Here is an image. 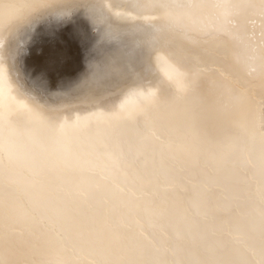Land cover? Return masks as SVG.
<instances>
[{
	"label": "bare ground",
	"instance_id": "bare-ground-1",
	"mask_svg": "<svg viewBox=\"0 0 264 264\" xmlns=\"http://www.w3.org/2000/svg\"><path fill=\"white\" fill-rule=\"evenodd\" d=\"M30 1L42 5L46 0ZM163 1L165 0H162L161 3L165 5L168 0L164 3ZM20 2L21 0H0V5L5 6L2 13L3 21L9 15V11L12 12ZM65 2L63 3L64 7ZM69 2L67 7L70 6ZM152 2L150 3L152 4ZM200 2L204 3V7L201 8L203 15L205 12L207 17L202 22L203 26L196 32L198 33L202 29L203 33L199 32L200 36L197 35L199 37L170 33L162 29L141 31L142 29H129L123 24H111L107 20L105 3L103 5V2L98 0H85L87 10H85L86 8L75 10L72 12V14L74 13L73 17H70L69 21L65 20L66 24L62 21L60 30L66 32L64 40L65 38L66 40L78 39L81 34L85 35L89 29H86L88 23L85 22V13L88 10L93 11L94 13H92L95 15L93 18L99 22L94 25V27L97 26L96 32L98 33L96 35L98 36L96 38L98 41L94 37L92 39H95L99 45L100 42L109 44L113 49L118 47L120 42L129 44V47L130 45L135 47L146 36L154 32H163L171 46L168 48L166 45V47L160 48L174 53L177 59L185 64L189 69L191 81L200 78L204 80H201L203 88L200 89V94L204 93L205 95L204 90L213 88H216L218 92L215 95L210 93L209 100L202 102L203 105L200 102L201 105H196L195 102L192 103V107L189 103L190 113L186 111L189 116L186 114L185 116L188 118H185L188 119L187 122L192 130H189V135L183 136L179 133L185 139L188 137L182 147L185 154H180L181 156L177 157V152L173 147L172 151L176 152L174 153L176 155L173 156L177 158L167 156L171 152L168 147L170 152L166 153V149V152L161 150L155 159L149 157V159L139 162L136 160L137 163L135 162L127 168V172L134 178L130 181L126 180L128 183L125 186L123 184L120 186L119 182L108 181L105 178L93 180L85 177V179L80 178L82 183H76L73 188H66L61 184L58 175L56 176L55 169L41 170L31 163L32 154L31 150L29 151L31 147L29 141L23 137L15 136H7L2 142L0 141V144L6 141L13 154L20 159L18 164H0V264H180V262L182 264H200V262H205V264H261L264 261V189L261 188V184L264 182V70L261 66L262 46H264L262 44V24L264 21L259 13L260 0H227L228 3L242 6L233 11L228 23L224 20L225 10L214 7L218 0L197 1V3ZM169 3L171 4V1ZM174 4H172L173 8ZM144 5L146 6V4ZM108 6L106 7L111 12V8ZM32 7L34 8V6H29L30 12L33 11ZM48 7L49 5L45 8L48 9ZM62 7L56 6V8L48 10L36 8L35 10L38 12L33 11L34 16H27L32 21L29 28L17 24L9 30L6 25L3 38L0 40V68L6 63V60L2 58L4 54L9 51L13 54L15 49L17 52L21 47L19 45L25 41L26 44L33 42L47 28L43 26L50 25L48 22L54 24L55 19L59 22L57 18L63 17V9H65ZM117 7H119L118 4ZM164 8L166 9V7ZM196 8L199 7L194 6V9ZM125 9L123 8V10ZM130 9L132 10V8ZM185 9V11L188 10ZM15 10L17 9L15 8ZM148 10L152 11L150 8ZM148 10L146 12L150 13ZM160 10L157 12L160 13ZM185 11L184 13H186ZM155 12L152 13L155 14L154 18L157 13ZM164 12L166 11L164 10ZM130 13L131 11L123 15ZM169 15L171 16V14ZM176 15L173 14V18ZM145 16L138 17L144 18V21H153V17H149L150 14ZM168 16L164 18L165 21ZM90 17L92 19V16ZM138 17L136 16V18ZM181 18L184 16L182 15ZM155 19L164 21H162V16ZM57 21L55 23L58 25ZM4 22L7 23L6 20ZM142 22L139 21V23ZM198 22L200 26V21ZM92 23L94 24V22ZM164 25H166L165 22ZM70 26L71 29H68ZM88 26L91 25L88 24ZM94 29H92L93 35H95ZM182 30L185 32L184 29ZM193 32L195 33V29ZM161 37L163 38V36ZM145 40L147 41V39ZM167 41L165 44L169 46ZM88 42L89 40L84 39L71 54L70 59L75 60L77 65L75 68L72 67L69 72L65 70L66 64L53 74L49 63L52 52H42L38 55L39 64L35 70L37 72L42 69L48 70L51 79L55 82V86L49 87L52 92L48 94V97L53 100V103L46 110V117H36L41 129L50 127L54 116L68 113L79 105L87 107L96 104L99 97L97 90L100 88L97 83L103 81L104 74L101 69L97 68L94 71L90 68V61L93 67L95 63L89 60L92 53L90 49L87 50ZM143 42L141 47H146ZM153 47L152 50L155 51ZM19 51L15 53L19 54ZM143 51L145 50L142 49L141 52L144 53ZM125 52L127 51L125 50ZM142 53L140 56L143 55ZM159 56L162 58V55ZM164 57L162 59L166 60ZM139 58L142 60L143 56ZM27 60L25 57L22 58L16 65L17 70L23 68ZM20 72L22 73L18 72V74L22 77H28L29 73H23L22 70ZM83 73L87 74V81L78 86L80 83L77 78ZM9 79L11 80L10 76ZM24 79L29 80L26 77ZM140 79L142 80V78ZM67 82L72 83L70 88L65 87ZM193 86L192 89L196 87L193 88ZM36 89L34 87L35 92ZM82 90L81 97L75 96L76 92ZM16 91L20 96L23 95L19 86ZM31 95L33 96V94ZM204 95L202 94V96ZM58 98L61 100H57ZM67 116L69 117V115ZM179 116L178 118H180ZM183 117L182 115L180 120ZM171 120H173L172 117ZM186 120L182 123H185ZM118 122L120 121L118 120ZM160 124L162 125L163 122ZM179 126H181L180 123ZM148 127L150 126L148 125ZM152 127L150 128L152 129ZM169 133L171 132L169 131ZM164 134L166 133L164 132ZM157 136L156 138L159 137ZM175 138L177 137L175 136ZM178 140H180L179 137ZM170 141L169 143H171ZM162 146L160 147L163 148ZM153 147L155 146L153 145ZM143 150L142 154H145ZM152 154L154 158V153ZM125 166L127 165L125 164ZM130 197L132 199H129ZM145 197L146 199H144Z\"/></svg>",
	"mask_w": 264,
	"mask_h": 264
},
{
	"label": "rangeland",
	"instance_id": "rangeland-1",
	"mask_svg": "<svg viewBox=\"0 0 264 264\" xmlns=\"http://www.w3.org/2000/svg\"><path fill=\"white\" fill-rule=\"evenodd\" d=\"M29 1L30 0H28V1H26V0L22 1L21 0V2L19 4H17V6L15 7L17 10H15V8L12 10L13 15H22L21 17L29 16V15L34 16L33 14L38 12L37 10H35L36 8L38 10L39 9L42 10V8H44L43 10H48L51 8H56V6L57 7L63 6L62 9L63 8H65V9H63V17L61 16L60 19L57 18L59 20V22L55 19V22L57 21L58 25L54 21H53L54 24H52V22H48L50 24V25H48V23H47V25L49 27L43 26V27H47V28H45L47 30L44 29L43 32L38 37H36V39L33 42H31L29 44L27 42V44H28L27 45L25 43L26 42L25 41L22 43L23 45L22 44L19 45L21 47L18 46L19 47L18 49L20 51L17 50V52H16V49H15L13 51V54H11V52L9 51L8 52V53H10L9 55H7L8 53H6V54H4V56H2V58L4 60H6V63L2 66V68H0V72H1L0 73V75H1L0 79H2L0 81V127H1L0 128L1 129L0 130V138H1L0 141L1 142L7 136L8 137H11V136L23 137L24 139H26L27 141H29L31 143V147L29 148V151L31 150L30 151L31 154L33 153L35 145L37 143H40V142L50 144V145L54 144V146L58 150H60L64 153L67 152L66 154L71 158V164L68 167H66L65 169L64 168L63 169H55L56 176L58 175L57 177L61 180V184H63V186L65 185L66 188H73V187H75L76 183H82L81 179L82 178L85 179V177L91 178L93 180L105 178V180H108V181L111 180L113 182H119L118 184L120 186H123V185L125 186V184H127L128 181H130V179L134 178L132 174L127 172V168L131 164H134L135 162L137 163V161L139 162L140 160L143 161L144 159H149V157H150V159H155V158H157L156 156H159V154L161 153V150H163L162 152H164L165 149L167 151V152L165 151L166 153L171 151L170 152L171 154L168 153L167 156L172 157L173 155L177 154L178 155L177 157H180L182 154H185L182 147L186 143V141H187L186 139H188V137H186V139H185V137H183V136L189 135L190 134L189 130L190 131L192 130L189 122H187L188 119L186 120V118H188V117L185 116L186 114L188 115V113H190L189 109L191 108V106H189V108H188L189 103L192 105V107H193V104L195 102H196L195 103L196 105H201V104L203 105V103L205 101L209 100L210 95L212 93H213L212 95H215L218 92L216 88L215 89L213 88L214 90L213 89L204 90L205 95H204V93L200 94V89L203 88V82L202 81H204L202 78L194 79L192 81L193 82L192 84L194 85V86L192 85L193 88L196 86L194 89H192V86H191L187 92L178 93L175 86L171 85V82L167 81V77H165L166 82L161 83L158 87L148 86V87L140 89V90L145 91V92H155L156 95L158 97H160L158 102L153 104V105L150 104L148 106L147 110L143 114H141L138 117H130L126 120H119L120 122H118V120L113 119L111 116L112 109L116 108L117 103L119 102L123 93L125 92V90L128 87H131L134 83H137V80H138V82L143 83L146 80L152 79V77L150 75L146 74L147 75L146 76L145 75L146 72H143V68H144L143 66H144V64L147 63L144 61L145 60L147 61V59L149 58V55L152 52H154L152 50V47L154 46V44L156 46V47L155 46L153 47L155 51L156 50L157 51L158 50H164V49H161L160 47H166V45L168 48L171 46V44L169 43L170 41L169 40L167 41L166 35L163 34V32H154V33H152L153 35L150 34V35H148L149 37L146 36L145 38H143V40H141L139 42L140 44L138 43V45H136L135 47H133L134 45H130V47H129V44L120 42L119 46L115 47L113 49V48H110L109 44H103L104 42L99 41L103 45L102 46L100 44L101 45L100 46L99 43L96 42V41H98L96 38V36H98V35H96V33H98V32H96L97 26L94 27V25H96L99 21L96 22L97 21V20H95L96 18H93L94 12L92 11L93 12L92 13L90 10H88V12H90V14H88V12H86L89 15L88 16L85 13V15H84V18L86 20L85 22L88 23L89 25L93 26V27L90 28L91 26H88V24H86V29L89 28L86 31L87 34L86 33H85V35L81 34V37H79L78 39L75 38L74 40H70V39L66 40V38H65V40H64L63 37L66 35L65 34L66 32H64V31L61 32V30H60V27L62 26L61 25L62 21L66 24L65 20L69 21L70 17H73V15H74V13L72 14V12L73 11L75 12V10H81V9L84 10V8H86L85 10H87V7H86L87 5L85 3V0H81V1L75 0L76 2H72L74 0H50V1L46 0L44 3H42V5L41 4H35L31 1L30 2ZM64 1H66L65 7L63 4ZM98 1H100L101 3L103 2L102 3L103 5L105 3L104 8H105V11L107 12V15H108L107 20H109L111 24H114V23L123 24V25H125V27H127L129 29H134V28H136L138 30L142 29L141 31H145L148 29L149 30L162 29V30H167L170 33H180V34H184V35L199 37L200 36L199 32L203 33L202 29L199 30L198 33H196V32L198 29H200L203 26L202 22L205 19V17H207V13L204 12V15H205L204 16L203 12H202L203 10L201 8V7H204V3L200 2L203 5L202 6L200 3H197L198 0L197 1H195V0H176V1L170 0L171 4L169 3L170 2L169 0H168L169 2L165 0L167 2L166 3L165 1H163V3L165 2V5L161 3L162 0L161 1L157 0V2H155L156 0H151V1L150 0L149 1L148 0H135V1L134 0H124V1H122V0H106V2H104L105 0L104 1L98 0ZM129 1H130V3H129ZM152 1H154V2H152ZM201 1H203V0H201ZM68 2L70 3V6L68 5V7H67ZM77 2H78V4H77ZM150 2H152V4ZM185 2H187V3H185ZM106 3L108 5H113L115 3L116 6L118 4L119 7H117L118 8L117 9L116 7L108 6ZM156 3H160V4H156ZM24 4H26V5L24 6ZM74 4H75V7H74ZM144 4H146V6ZM172 4L175 5L174 8H173ZM178 4H180V5H178ZM184 4L185 5L187 4L188 6H191V7H183ZM191 4L192 5L195 4V5H193V7H192ZM40 5H41V7H39ZM46 5L47 6L49 5L50 8L48 7V9H46L47 8ZM51 5L52 6L55 5V6L52 7ZM197 5H199V6H197ZM29 6H34V8L33 7L32 8H33V11H35V13L33 11L30 12L31 8H29ZM106 6L111 8V12H110V9H107ZM132 6H134V7H132ZM169 6H171V7H169ZM179 6L182 8L177 9V8H180ZM194 6L199 7V8H196L198 11L196 9H194ZM145 7H148V8L146 9ZM160 7H161V10L164 7H166V9L164 8L161 11ZM68 8H70V9H68ZM119 8H121L122 10ZM123 8L124 9L126 8L125 10L127 12L125 10H123ZM130 8H132V10L135 8L133 11L136 10L137 12H133ZM149 8L153 12L148 10ZM185 8H187L188 10L185 11L186 10ZM192 8H193V10H192ZM128 9H129V11H131V13L129 15L128 14L123 15V14L129 13ZM167 9H169L168 12H167ZM172 9H173V11H172ZM113 10H115V12H113ZM141 10H144V11H141ZM147 10L150 11V13L146 12ZM155 10H156V12L160 10V13L159 12L156 13ZM164 10L166 12H164ZM177 10H179V11H177ZM26 11L29 12V13L27 12L28 15L25 14ZM69 11H71V12L69 13ZM184 11L186 13H184ZM189 11H191V12H189ZM65 12L68 14H66ZM120 12H122V13L120 14ZM141 12L142 13L144 12V13L142 14ZM151 12L156 13L155 18L156 17L160 18L162 16V21L164 20L165 17L168 16V14H171L172 17L169 15L168 18H166V21H168L169 23L168 22L166 23L165 20L163 22H161V20L158 21L159 19H155L153 17L155 14H152ZM161 12L164 14H162ZM177 12L179 13V16H177L178 15ZM148 13L150 14V16ZM188 13L191 14L190 15L191 18L189 17ZM23 14H25V15H23ZM64 14H66L69 17H67L66 15L64 16ZM69 14H71V15H69ZM133 14L134 15L136 14V15L134 16ZM145 14H146V16L148 15L150 18L153 17L154 18V19L152 18L153 21H151L150 18H148V17H147L148 20H150L149 22L144 21L145 19L143 18L144 19L143 20L141 18L144 21V23H143L139 17H144ZM160 14H161V16H160ZM173 14H175V15L177 14L176 17L174 16V18H173ZM130 15H131V18H129ZM182 15L184 16V18L180 19V17H182ZM86 16H88V17L92 16V19L90 17L89 19H91V20H89L88 17H86ZM136 16L137 17L139 16V17L136 18ZM8 17H9V15L6 16V19L4 18V21L6 20V22H8ZM94 17H95V15H94ZM132 17L135 18L137 21L134 20ZM177 17H179V18H177ZM66 18H68V19H66ZM170 18H172V19H170ZM177 19H178V21H175ZM184 19L185 20L187 19V20L185 21ZM195 19H198V20L195 21ZM52 20H54V19H52ZM154 20L155 21L157 20L156 21L157 23ZM192 20H193V22H191ZM139 21H141L142 23H139ZM184 21L186 24L184 23ZM198 21H200V26H199ZM92 22H94V24ZM164 22L166 25H164ZM181 22L183 25L181 24ZM138 23L140 24V26ZM146 23H150L152 25L146 24ZM189 23L191 25L193 23L194 24L191 26ZM59 24H60V26H59ZM187 24H189L188 25L189 27L187 26ZM43 25H46V24H43ZM136 25H138V26L136 27ZM146 25H147V27H146ZM148 25L150 28L148 27ZM166 26H168V27H166ZM197 27H199V28H197ZM186 28L188 29V31ZM92 29H94L95 35H93ZM177 29H178V31H177ZM182 29H184L185 32H183ZM194 29H195V33L193 32ZM190 31H192V32H190ZM193 33H194V35H193ZM154 34L158 35L159 37L163 36V38L162 37L156 38L158 36H156ZM3 35H4L3 33L0 34V37H1L0 40L3 38ZM197 35H199V36H197ZM150 36L151 37L153 36V37L151 38ZM154 36H155V38H154ZM92 37H94L96 39V41H95V39H92ZM62 39L64 40V42H62L63 41ZM84 39L86 41L89 40L87 50L90 49V52L92 53L89 60H92V63L93 62L95 63V65L93 67V66H91V61H90V63H89L90 68L93 69L94 71L97 70V68H98V70L101 69L103 71V74H104L103 75L104 76L103 81H101V83L100 82L97 83L98 84L97 86L100 88L97 90V94L99 97L96 100V104L95 105H89L87 107L79 105V106L75 107L74 109H72L70 112L65 113L66 115L61 114V115L54 116L53 120H52V125L50 127L45 128V129H41V125L39 124V121L36 117L37 116L46 117V114H47L46 110L52 105L53 100H51L48 97L49 96L48 94H50L52 92V89L49 90L50 89L49 87H42L36 82L35 77H36L37 70H35V68L39 64V61H38L39 56L38 55L42 52H49V53L55 52L57 54L58 63L54 67L50 65L53 74H55L56 71H58V69L61 68V66H64L66 64H67V68H65V70L67 72H69L72 69V67L75 68L77 65V63H75V60L70 59L71 54L84 41ZM91 39H92V42L94 44L91 42ZM145 39H147V41ZM166 41L170 44L169 46H168V44H165ZM95 42H96V44H95ZM142 42H143V45H146V47L145 46L141 47ZM145 42H146V44H144ZM91 45H93V47H91ZM139 46L145 50V51H143L144 53L141 52L142 49ZM149 46L150 47L152 46V47L150 48ZM136 47L140 48L141 51H140V49H137ZM148 47L150 50L148 49ZM146 48H147V50H146ZM158 48H160V49H158ZM125 50L127 52H125ZM137 50H138V53H137ZM18 51H19V54H16V53H18ZM131 52H132V54H131ZM141 53L143 54L142 60L139 58V57H142V56H140ZM159 53L157 56L154 57V59L156 62H158V66L160 65L159 67L162 66L160 69L163 72L169 68L170 62L168 61L167 57L163 56V52H159ZM159 55H162V58L164 57L166 60H163ZM20 57H21V59L25 57L28 60H27V63L23 66V68L17 70L16 65L21 60ZM134 57H135V60H134ZM157 58H159V59L156 60ZM72 61H74V62H72ZM14 67H15V69H14ZM91 69H90V71H91ZM20 70H22L23 73H29V74H27L28 77L25 76L29 80H26V79H24L25 77H22L21 75H19L20 73H22V72H20ZM141 71L144 74V76L141 73ZM18 72H19V74H18ZM16 74H17V76H16ZM9 76H10L11 80L9 79ZM86 76H87V74H84V73L80 74L78 76L77 80H79L78 83H80V85H78V86L83 85L87 81ZM189 77H190V75H189ZM140 78H142V80ZM191 80H192V78H191ZM195 81L198 83H196ZM27 83H30V84L28 85ZM69 83L70 82L65 83V85H66L65 87L70 88V86H72V83L71 84H69ZM10 86H11V91H10ZM17 86H19L23 91V95L19 97V101H25V103H23V105H25L26 107H24V108L6 106V97L13 92V87L17 88ZM27 86H29V87H27ZM197 86H198V88H197ZM32 87H33V90H31ZM34 87L37 88L36 92L34 90ZM101 89H102V91H99ZM3 91H4V93H3ZM39 91H40V94H39ZM210 91H212V92H210ZM84 93H85V90H84ZM31 94H33V96ZM202 94L204 96H202ZM82 95H83V90L80 92H76V94H75V96H79V97H81ZM195 95L196 96L198 95V96L196 97ZM33 97H35V98H33ZM29 98L31 99V101L33 103L39 105L40 107L38 109L35 108V106L29 100ZM57 100H61V98H58ZM182 101H184V102L182 103ZM178 104H179V106H177ZM177 110H178V112H177ZM183 110H184V112H183ZM186 111H188V113ZM33 112H35L37 114L33 115ZM176 113H178V114H176ZM180 114H181V116H179ZM67 115H69V117ZM182 115L184 116L183 119L186 120L185 123H182L184 121L183 119L180 120V118H182ZM169 116H170V118H169ZM178 116L180 118H178ZM171 117L173 118V120H171ZM72 119H73V121H72ZM176 120H177V123H176ZM19 121H21V122H19ZM162 122H163V124H162L163 126L160 124ZM167 122H168V124H167ZM179 123L181 124V126H179ZM151 124H152V126L154 125L155 128L152 127ZM166 124L169 125L170 128H169V126L167 127ZM184 124H185V126H184ZM148 125L150 127H152V129L150 127H148ZM155 125H157V126H155ZM88 126H90V127H88ZM173 126H175V127H173ZM179 127H181V128H179ZM88 128H89V130H88ZM159 128H161V129H159ZM172 130H173V132H175L174 135H173ZM181 130L183 131V133H181L182 132ZM163 131L166 134H164ZM169 131L171 133H169ZM177 132H178V134H177ZM179 133L181 135H183L182 136L183 138L181 137V135H179ZM117 134H118V136H117ZM157 134H159L158 135L159 137L157 136ZM163 135H164V138H163ZM169 135L173 136V137H170ZM156 136L158 138H156ZM175 136L177 138H175ZM88 137H90V138L88 139ZM147 137H148V140L150 142L147 140ZM178 137L180 138V140H178ZM158 140H160V141H158ZM169 141L171 143H169ZM177 141H178V143H177ZM157 142L159 143L160 146H162L163 144L166 145L165 146L166 148L164 146H162L163 148H161ZM161 142L162 143L165 142V143L162 144ZM153 145L155 147H153ZM156 147H159L161 149H158ZM168 147H169L170 151L168 150ZM173 147L175 150L172 149ZM178 147H180V148H178ZM153 148H155V149H153ZM142 149H144L143 151L145 152L146 155L142 154ZM179 149H181V150H179ZM152 150L155 152H153ZM157 150H160V151L157 152ZM172 150L176 151L177 153L173 152ZM180 151H181V153H180ZM134 153H135V155H134ZM152 153H154V156H155L154 158H153ZM174 153H176V154H174ZM135 156H137V157H135ZM175 157L176 156H173L172 158H175ZM134 158H136V159H134ZM117 160H119V161H117ZM125 164L127 166H125ZM73 171H76V172H73ZM143 172H144V170L142 171V173ZM60 174H61V176H60ZM78 174L83 175V176H79ZM125 174H127V178H126ZM77 176L79 178H76ZM68 180H69V182H68ZM120 180H122L121 183H120ZM126 180H128V181H126Z\"/></svg>",
	"mask_w": 264,
	"mask_h": 264
},
{
	"label": "snow or ice",
	"instance_id": "snow-or-ice-1",
	"mask_svg": "<svg viewBox=\"0 0 264 264\" xmlns=\"http://www.w3.org/2000/svg\"><path fill=\"white\" fill-rule=\"evenodd\" d=\"M113 7H116V4H113ZM184 7H191L185 5ZM214 7L219 9H224V20L226 23L230 22V17L233 15V11L235 9L241 8V5L228 3L227 0H218V2L214 5ZM5 6L0 5V34H2L5 30L6 25L8 29L15 27L17 24H22L25 28H29L32 21L27 16H19L13 15L11 10L9 11L8 22L5 23L2 19V13L4 11ZM10 8V6H9ZM259 13L264 21V0H260ZM71 29V26L68 28ZM262 44H264V24H262ZM159 52H163V55L167 57L170 62V66L167 70L161 71L155 59V56L158 55ZM49 63L51 66H55L58 63L57 54L53 52L49 57ZM261 66L262 70H264V46H262V55H261ZM143 71L152 77L151 80H146L145 82H137L134 83L131 87H128L123 93L122 97L123 103L120 105V108L117 110L116 108L112 109L111 116L115 120H126L130 117H138L143 114L150 104H155L158 102L160 97L156 95L155 92H145L140 89L152 86L158 87L161 83L166 82L165 77H167V81L171 82V85H174L177 89L178 93H185L192 86V81L189 77V69L177 59L176 55L167 50H158L154 51L149 55L147 63L145 64ZM36 82L42 87H53L55 86V82L51 79L48 70L42 69L36 73ZM20 94L16 91V88L13 87V92L6 97V106L8 107H26L23 104L19 103ZM31 101V99L29 98ZM32 102V101H31ZM33 103V102H32ZM35 108H39L40 106L33 103ZM37 113L33 112V115ZM126 178H127V174ZM134 183V181H133ZM261 188L264 189V182L261 184ZM129 199H132L131 197ZM146 199V197L144 198ZM182 264V262H180ZM200 264H205V262H200ZM264 264V261L261 262Z\"/></svg>",
	"mask_w": 264,
	"mask_h": 264
},
{
	"label": "clouds",
	"instance_id": "clouds-1",
	"mask_svg": "<svg viewBox=\"0 0 264 264\" xmlns=\"http://www.w3.org/2000/svg\"><path fill=\"white\" fill-rule=\"evenodd\" d=\"M11 91V86H10ZM124 97H121L116 105L120 108ZM23 104L25 101H19ZM20 163V159L13 154L7 142L0 144V164L13 165ZM31 163L38 166L41 170L63 169L71 164V158L64 152L58 150L54 145L43 142L37 143L34 147Z\"/></svg>",
	"mask_w": 264,
	"mask_h": 264
}]
</instances>
